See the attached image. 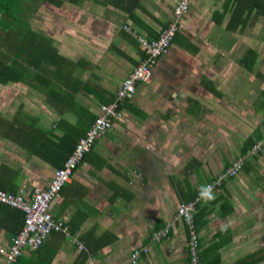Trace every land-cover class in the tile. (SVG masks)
I'll return each mask as SVG.
<instances>
[{
  "label": "crops",
  "instance_id": "crops-1",
  "mask_svg": "<svg viewBox=\"0 0 264 264\" xmlns=\"http://www.w3.org/2000/svg\"><path fill=\"white\" fill-rule=\"evenodd\" d=\"M224 1H190L177 32L186 37L193 50L171 43L168 53L155 65L150 81L136 87L133 97L123 105L121 116L92 144L83 162L51 201V214L76 234L87 252L86 260L81 255L84 250L69 237L50 233L39 252L23 249L19 263L88 264L92 260L94 264H130L131 250L145 244L149 246L148 253L135 264L187 261L188 233L182 222H176L167 238L152 242L149 236L171 218L180 200L191 197L212 174L233 159L248 134L264 120L257 113L259 122L239 139L242 128L233 126L241 113L229 108L225 116L231 127L223 137L230 140L218 146L205 136L209 118L213 120L212 110L207 108L209 103L202 102L204 94L210 93L207 81L218 88L206 69L219 70L231 64L241 70L231 88L241 89L251 80L256 82L257 76L244 70L239 58L253 48L258 62L264 51V40L260 39L264 16L253 25L228 29L229 13L220 24L212 20L213 11L220 12ZM25 3L33 5L32 12L26 14L31 26L50 38L59 54L79 63L73 74L86 84L87 92L79 89L73 99L78 110L85 107L89 116L95 117L98 105L111 99L120 81L141 57L136 39L124 31L123 25L146 37L156 36L170 21L176 0H75L59 6L46 0ZM211 38L218 40L213 43ZM204 40L217 45L214 56L207 46L205 51L203 44L198 43ZM218 45L227 50L225 55L231 61L218 56L214 62L210 61L219 52ZM257 66L258 63L255 72ZM216 78L220 79L217 75ZM256 84L258 89L263 85L259 79ZM54 85L56 93H51V97H58L62 89L57 82ZM5 86L18 92L7 98L0 95V111L6 117L12 118L22 105L20 111L38 117L46 126L60 117L75 123L77 113L69 110L71 104L66 106L57 101L59 108H54L56 105L51 108L43 91L21 82L0 83V88ZM90 90L94 93H89ZM217 102L218 117L224 109ZM30 151L15 140L0 136V162L22 168L19 181L26 192L33 186L47 184L55 167L52 163L58 159ZM249 161L251 171H241L226 180L222 188L212 191L211 199L207 197L198 203L203 210L202 218L206 219L198 232L199 254L206 263L240 264L242 257L263 250L264 226L258 224L264 222V183L254 173L258 171L264 178V159ZM217 194L218 202L205 208ZM222 196L232 205V211L221 207L225 203ZM256 214L260 215V221ZM9 234L0 226V247L9 244ZM240 237L245 242L242 245Z\"/></svg>",
  "mask_w": 264,
  "mask_h": 264
},
{
  "label": "trees",
  "instance_id": "trees-1",
  "mask_svg": "<svg viewBox=\"0 0 264 264\" xmlns=\"http://www.w3.org/2000/svg\"><path fill=\"white\" fill-rule=\"evenodd\" d=\"M25 1L26 0H0V83L7 84L9 82H21L35 90L40 92L43 91L46 93L45 96L48 99L51 108L55 105L56 107L54 108H59L56 104L57 101L62 102L66 106L71 104V108L69 110H74V112L77 113V117L75 123L70 122L65 117H60L51 123V125L46 126L45 124L40 123L38 117H33L24 111H20L22 110V105H20L18 111L12 118L6 117L0 111V136L15 140V142H17L22 148H27L31 151L33 150L34 152L41 153L42 155L45 154L46 156L44 158H48V155H52L55 158L58 157V159L52 163L55 166V169L63 165L65 158L73 150L78 138L82 133H84V130L89 126L94 117L89 116L88 110L85 107L81 106L78 110L77 103L73 99V94H76L79 89L87 92L86 84L83 81H80V79L73 74L79 63L59 54L56 47L52 44V40L42 36L38 28H33L31 26L26 14L32 12L33 5H27ZM30 1H32V4L37 2V0H27V2ZM46 1H49L55 6H59L64 1L71 3L75 0ZM226 13H229L226 23L228 29H241L244 26L253 25L260 18V16H264V0H225L222 4V10L220 12L217 10L213 11V22L215 24H220ZM133 17L136 18L135 16ZM123 28L124 31L126 30L136 39L138 45L139 41L137 39V35H141L149 41L153 40L158 35L146 37L128 25H123ZM260 39L264 40V20L261 25ZM172 42H176L179 45L188 48L190 51L193 50L192 44L183 34L179 32L174 34ZM140 50L141 57L137 63L145 56L141 47ZM257 58V52L253 48H249L239 58L238 62L244 70L249 73L256 74L257 78H259L263 84L262 87H259L257 90L256 99L254 100L252 106L253 110L256 113L262 114L264 119V73L254 71L255 65L257 64ZM159 59L160 57L157 59V62ZM54 82H57L58 87L62 89V91L59 92L58 97H51V93H56ZM207 82L210 84L207 86V90L214 95H218L219 91L211 84L210 81ZM115 92L110 100L114 99ZM89 93H94V91L90 90ZM126 101L127 100H124L122 104L118 105V110L120 112H122V107ZM88 121L90 123H88ZM84 124H86L85 127ZM263 124L264 120L261 124L255 126V128L241 143L240 148L233 159L228 161L222 169L212 174L203 186H206L207 183H210L220 174L224 173L226 169L233 166V162L237 161L239 163L237 173H230V175L222 178L219 184H215L212 187V191L219 190L223 187L226 180L233 179L241 171H245L247 173L251 171L253 167L249 164L250 159H264V133L262 134V131L264 130V128H262V126H264ZM83 160L84 157L78 165H80ZM21 170V167H13L7 163L0 162V189L12 194L22 193L29 196L35 186L31 187L28 192L21 189V183L19 181L21 178ZM254 176L258 179H263L261 182L264 183V178L258 171H255ZM262 187L264 190V184H262ZM202 188L203 187L196 190L191 197L180 201L188 202L190 200H194L199 193L202 192ZM61 189L62 188H60L59 192ZM222 198L225 203L222 202L221 207H226L227 212L232 211V205L229 204L223 196ZM219 199L220 195L217 194L214 201L208 202L205 208H207V206L212 208ZM202 200L204 199L199 198L195 202V206L190 211L189 220H182V223L186 226L188 233L187 242H189V239L191 238V233L195 234L196 256L199 264H209L208 262L206 263L199 254L200 238L198 236V232L206 222V219L202 218L203 210L198 206V203ZM23 219L24 213L21 209L0 201V226L10 233V239L21 228ZM168 220L153 231L160 229ZM65 226L67 228L66 231H52L50 233L58 234L64 237L75 236L77 238L76 234L72 233V231L68 228V225ZM173 229L168 232L167 237L171 234ZM167 237H163L161 239ZM150 239L151 235L149 236V240ZM146 245L147 244L141 245L140 247ZM41 247L42 243L33 251L39 252ZM83 250L84 251H82L81 254L82 259L86 260L87 252L85 249ZM147 253L148 251H141L140 255L134 262H130L129 260L128 262L130 264H135L143 255ZM190 258L191 255L189 253L188 245V259L186 262H189ZM263 258V250H256V253H250L249 255L242 257L240 259V264H256L261 262ZM19 259H21V254L16 257L14 263L18 262L17 264H23L17 261ZM210 264H212V262Z\"/></svg>",
  "mask_w": 264,
  "mask_h": 264
},
{
  "label": "built area",
  "instance_id": "built-area-1",
  "mask_svg": "<svg viewBox=\"0 0 264 264\" xmlns=\"http://www.w3.org/2000/svg\"><path fill=\"white\" fill-rule=\"evenodd\" d=\"M191 0H177L172 9V15L168 24L163 27L156 38L149 41L141 35H137L140 47L144 51V57L132 68V70L120 81L114 99L103 102L98 105V112L83 135L78 138L75 147L65 158L63 165L55 168L52 175L44 186H35L29 196L22 193L12 194L0 189V201L13 207L21 209L24 213L23 224L17 233L11 237L10 242L5 247H0L2 264H12L23 249H36L44 238L52 231H66L67 228L61 220L54 219L50 212V203L58 195L60 188L67 182L76 166L80 163L84 154L90 149L92 143L98 140L121 116L118 105L124 100L133 97L136 87L139 84L148 83L154 73V67L157 59L168 53L174 34L181 27V19L189 10ZM239 163L233 162V166L226 169L224 173L207 183L206 186L219 184L221 179L237 173ZM207 196L202 192L194 199L188 202L182 201L178 204L171 218L160 229L152 231L151 241H159L167 237L170 230L173 229L176 222L189 220L191 209L199 199H205ZM73 244H77L79 249H83L82 243H79L76 237H69ZM190 261L183 264H199L196 256L195 234L191 233L188 242ZM141 251L147 252L148 246L134 247L130 253L129 261L134 262ZM88 264H94L92 260ZM109 264H124L122 262H110ZM133 264V263H132Z\"/></svg>",
  "mask_w": 264,
  "mask_h": 264
},
{
  "label": "rangeland",
  "instance_id": "rangeland-1",
  "mask_svg": "<svg viewBox=\"0 0 264 264\" xmlns=\"http://www.w3.org/2000/svg\"><path fill=\"white\" fill-rule=\"evenodd\" d=\"M37 8H39V5L37 6ZM215 40H218V39L211 38L210 41L214 43ZM221 40L223 41L224 39H221ZM234 40H238V38ZM224 42H226V39ZM198 43L203 44L202 46H204L205 51L207 50V47H208L212 51L211 56L215 55L214 52H215V48L217 47V45H210L208 40L198 41ZM218 51L219 52L217 53L216 57L214 59H210V61L214 62V60L218 59L217 56L219 58L224 57L225 60L231 61V59L225 55V52H227V50L226 51L222 50L220 48V45H218ZM257 63H258V66L256 68V71H260L264 73V51L263 50L260 53V58ZM225 66H226L225 68H221L219 70L206 69V73L208 77H212L213 81H217L216 83L218 87L217 89L220 91L221 95H214L212 93H206L204 94L205 97L202 100V102H204L205 104L209 103L207 108L209 110H212L210 113V116L213 117L212 121L209 118V121H208L209 128H207L208 130L206 131L205 136L208 138V140L212 141L214 144L218 146H222L224 142H228L230 140L228 139L227 141L226 139L227 136L223 137V134L227 135L228 133L227 130H229L230 129L229 127H231L226 122L227 117L225 116V111L227 109L229 108L237 109L241 113V117L239 121L235 124V126H233L236 128L240 125V128H242L243 134L239 136V139H241L245 135L248 129L254 127L259 122L257 119L258 118L257 113L252 109L253 107L252 102L257 95V92L255 90H258L257 88L258 84H256V82H257V79L259 78H257L254 74L252 76L257 78L256 82L251 80V82L248 83L247 86H245L244 88L233 90L231 88V85L234 82V80L238 76H240L241 70L231 67L232 66L231 64L229 66L227 65ZM216 75L219 76L220 79L217 80ZM13 92L18 93L16 90L7 88L6 86L4 87V89H2V87L0 88V95L3 98H7L6 96H8L9 94ZM216 102L218 103L220 108L224 109V113L223 114L219 113L218 117H217L218 108H217ZM223 125H226V126L223 127ZM251 196L256 197L255 194ZM251 218H254V216H251ZM256 218H257V221H260L259 214H256ZM258 225L264 226V222H260ZM244 243L245 242L240 237L239 244L242 245ZM262 248L264 250V246H262ZM263 255H264V252H263ZM259 264H264V260L261 261Z\"/></svg>",
  "mask_w": 264,
  "mask_h": 264
},
{
  "label": "clouds",
  "instance_id": "clouds-1",
  "mask_svg": "<svg viewBox=\"0 0 264 264\" xmlns=\"http://www.w3.org/2000/svg\"><path fill=\"white\" fill-rule=\"evenodd\" d=\"M172 43V42H171ZM202 194L207 196L209 199L212 198V186H203L202 188Z\"/></svg>",
  "mask_w": 264,
  "mask_h": 264
}]
</instances>
